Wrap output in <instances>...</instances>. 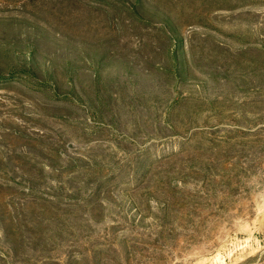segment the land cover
Here are the masks:
<instances>
[{"label": "rangeland", "instance_id": "374dc122", "mask_svg": "<svg viewBox=\"0 0 264 264\" xmlns=\"http://www.w3.org/2000/svg\"><path fill=\"white\" fill-rule=\"evenodd\" d=\"M0 264H264V0H0Z\"/></svg>", "mask_w": 264, "mask_h": 264}]
</instances>
